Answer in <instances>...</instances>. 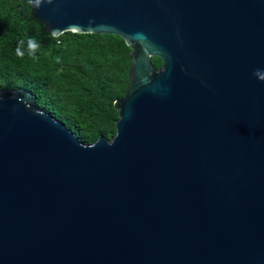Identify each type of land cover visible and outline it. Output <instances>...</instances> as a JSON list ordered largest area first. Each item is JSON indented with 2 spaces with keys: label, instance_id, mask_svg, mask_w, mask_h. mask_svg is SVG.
I'll use <instances>...</instances> for the list:
<instances>
[{
  "label": "water",
  "instance_id": "water-1",
  "mask_svg": "<svg viewBox=\"0 0 264 264\" xmlns=\"http://www.w3.org/2000/svg\"><path fill=\"white\" fill-rule=\"evenodd\" d=\"M31 5L55 37H122L132 67L93 143L0 90V264H264V0Z\"/></svg>",
  "mask_w": 264,
  "mask_h": 264
},
{
  "label": "trees",
  "instance_id": "trees-1",
  "mask_svg": "<svg viewBox=\"0 0 264 264\" xmlns=\"http://www.w3.org/2000/svg\"><path fill=\"white\" fill-rule=\"evenodd\" d=\"M131 48L115 34L65 32L34 18L31 0H0V90L25 88L85 143L117 131ZM156 67L159 57L152 58Z\"/></svg>",
  "mask_w": 264,
  "mask_h": 264
},
{
  "label": "clouds",
  "instance_id": "clouds-1",
  "mask_svg": "<svg viewBox=\"0 0 264 264\" xmlns=\"http://www.w3.org/2000/svg\"><path fill=\"white\" fill-rule=\"evenodd\" d=\"M254 75L262 82H264V70H259L257 69L255 72H254Z\"/></svg>",
  "mask_w": 264,
  "mask_h": 264
}]
</instances>
